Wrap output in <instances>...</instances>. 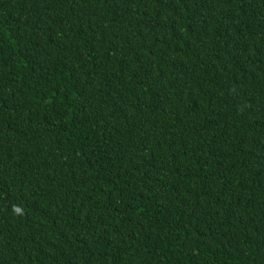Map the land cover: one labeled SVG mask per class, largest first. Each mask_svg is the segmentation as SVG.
<instances>
[{
  "label": "trees",
  "instance_id": "trees-1",
  "mask_svg": "<svg viewBox=\"0 0 264 264\" xmlns=\"http://www.w3.org/2000/svg\"><path fill=\"white\" fill-rule=\"evenodd\" d=\"M0 264H264V0H0Z\"/></svg>",
  "mask_w": 264,
  "mask_h": 264
}]
</instances>
